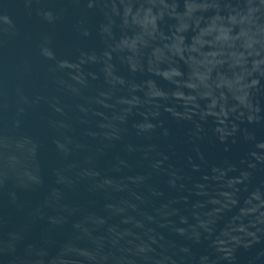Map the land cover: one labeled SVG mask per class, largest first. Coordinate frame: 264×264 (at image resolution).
Instances as JSON below:
<instances>
[{"label": "water", "instance_id": "obj_1", "mask_svg": "<svg viewBox=\"0 0 264 264\" xmlns=\"http://www.w3.org/2000/svg\"><path fill=\"white\" fill-rule=\"evenodd\" d=\"M0 264H264V0H0Z\"/></svg>", "mask_w": 264, "mask_h": 264}]
</instances>
